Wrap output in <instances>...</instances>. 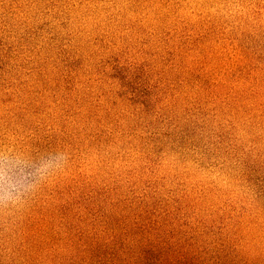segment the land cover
<instances>
[{"label": "rangeland", "instance_id": "374dc122", "mask_svg": "<svg viewBox=\"0 0 264 264\" xmlns=\"http://www.w3.org/2000/svg\"><path fill=\"white\" fill-rule=\"evenodd\" d=\"M0 264H264V0H0Z\"/></svg>", "mask_w": 264, "mask_h": 264}]
</instances>
